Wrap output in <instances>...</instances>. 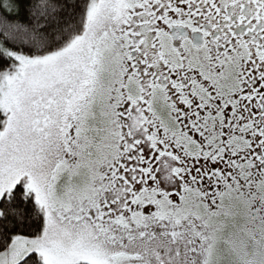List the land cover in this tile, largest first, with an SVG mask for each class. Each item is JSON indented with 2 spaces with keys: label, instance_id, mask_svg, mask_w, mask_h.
<instances>
[{
  "label": "snow or ice",
  "instance_id": "obj_1",
  "mask_svg": "<svg viewBox=\"0 0 264 264\" xmlns=\"http://www.w3.org/2000/svg\"><path fill=\"white\" fill-rule=\"evenodd\" d=\"M0 264H264V0H0Z\"/></svg>",
  "mask_w": 264,
  "mask_h": 264
}]
</instances>
